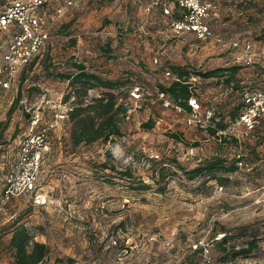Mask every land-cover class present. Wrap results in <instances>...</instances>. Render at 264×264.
I'll return each instance as SVG.
<instances>
[{"label": "rangeland", "instance_id": "374dc122", "mask_svg": "<svg viewBox=\"0 0 264 264\" xmlns=\"http://www.w3.org/2000/svg\"><path fill=\"white\" fill-rule=\"evenodd\" d=\"M10 1L0 0V9ZM64 1L47 0L43 9L48 40L8 88L0 87V197L20 142L31 133V121L38 120L32 133L54 123L46 135L33 190L9 200L0 214V264H14L8 243L19 226L47 246L38 264H197L201 245L208 249L209 264H264V119L251 131L238 124L243 95L264 90V59L255 57L236 73L242 83L234 75L226 84L223 73L221 80L197 79L190 84L201 112L214 111L215 120L207 129L187 126L189 111L163 108L155 82L134 78L111 91L125 96L133 84L144 91L141 107L121 123L120 136L73 146L66 108L103 90H89L84 97L77 94L59 76L69 73L72 63L82 62L89 72L112 78L105 59L111 56V46L127 45L136 57L144 49L142 33L147 50L159 53V65L165 68L160 72H170L173 62L186 63L193 69L189 72L208 71L219 64L218 53L224 54L226 67L235 61L231 48L201 42L190 33L173 34L171 21L181 15L176 0H166L171 13H161L156 24V14L147 22L143 18L142 5L151 0L121 2L126 16H118L115 23L107 16L111 3L118 6L121 0H71V5ZM209 1L217 10L209 19L214 32L226 41L248 38L261 46L264 0ZM156 29L161 39L157 35L156 41L148 40ZM11 35V30L0 33V58ZM220 125L224 129L211 135L209 129ZM190 147L204 159L239 155L241 165L228 174L224 185L205 177L188 179L178 165L189 170L199 164L187 156ZM251 239L255 248L245 257L233 258L232 252Z\"/></svg>", "mask_w": 264, "mask_h": 264}, {"label": "built area", "instance_id": "2783aa9c", "mask_svg": "<svg viewBox=\"0 0 264 264\" xmlns=\"http://www.w3.org/2000/svg\"><path fill=\"white\" fill-rule=\"evenodd\" d=\"M47 0H11L0 9V33L11 30L12 35L8 41L0 61V87L8 88L15 75L39 54L42 46L48 40V20L43 9ZM65 5H71V0H65ZM160 6L164 15H169L170 3L165 0H152L145 11L149 12L153 6ZM177 7L181 10V18L172 22L175 33H190L201 42H214L220 46H228L238 50L236 62L243 66L249 65L255 57L264 59V41L257 55L253 51V43L250 39L223 40L215 35L208 25L209 18L215 14V5L206 0H176ZM166 77L170 75L165 72ZM128 97L123 105L129 112L138 110L143 99L144 91L140 85H132L128 88ZM156 97L165 109L176 112H184L180 105L174 104L163 92L156 90ZM189 112L186 113L187 126H196L207 129L211 127L214 117L212 109L201 112L199 102L194 96L187 99ZM243 111L239 116L238 124L246 131H251L264 119V91L256 90L243 95ZM71 107L66 108V113ZM65 113V114H66ZM62 118L64 116H57ZM38 123L37 119L31 121V129L27 136L20 142L14 167L5 175L2 194L0 197V214L6 203L33 190L41 168L42 151L46 143L48 130L54 126L50 123L39 131L32 133L33 127ZM187 156L193 157L196 163L202 161V156L197 154L195 147L186 151ZM237 165H241L239 155L236 156ZM196 247V246H194ZM202 258L197 264H209L208 249L203 245Z\"/></svg>", "mask_w": 264, "mask_h": 264}, {"label": "trees", "instance_id": "16d2710c", "mask_svg": "<svg viewBox=\"0 0 264 264\" xmlns=\"http://www.w3.org/2000/svg\"><path fill=\"white\" fill-rule=\"evenodd\" d=\"M155 8L161 9L159 5L153 6L149 12ZM180 18L172 20L171 23L178 21ZM227 48L230 47L227 46ZM231 49L233 52H238L237 49ZM170 69L173 70V74L177 77L176 80L167 87L159 86L157 90L165 93L174 104L180 105L183 111L187 112L189 111L187 99L192 94L188 80L190 75L201 79L216 77L218 81V78H221L223 73H226L227 76H225L223 82L229 84L239 66L215 68L205 72H189L184 66H171ZM59 76L61 79L67 80L74 87L76 93L83 95V97L89 90H103L99 96L89 98L86 101H83L84 98L77 99L78 102L76 101L71 107L68 113V120L71 123L69 131V143L71 145L78 146L79 144H90L97 141L108 142L112 138L120 136V125L129 118V115L127 117L126 107L123 105L128 97V89L124 93L125 96H119L121 95L119 92L111 91L120 86L121 82L102 78L96 73L89 72L82 62L72 63L70 72ZM129 80L131 79L129 78ZM121 85H125V83ZM144 127L148 129L150 124H146ZM222 129L224 128L220 125L218 129H209V131L211 135H214ZM171 137L176 142L177 137L174 134ZM202 161L189 170H185L179 165L178 168L188 175V179L205 177L206 181H215L220 185H224L228 181L229 173H234L238 170L236 158L228 160V158L216 155L206 159L202 158ZM143 187L148 188V185L144 184ZM8 244L14 250V264H38L47 253V246L44 243L32 240L30 234L23 226L14 228ZM245 245L232 252L233 258L236 256H247L255 248L254 239L248 240Z\"/></svg>", "mask_w": 264, "mask_h": 264}, {"label": "crops", "instance_id": "0c3cea01", "mask_svg": "<svg viewBox=\"0 0 264 264\" xmlns=\"http://www.w3.org/2000/svg\"><path fill=\"white\" fill-rule=\"evenodd\" d=\"M126 0H121L120 1V4L121 2H125ZM152 1V0H151ZM150 1V2H151ZM206 1H209V0H206ZM149 2V3H150ZM211 2V1H210ZM117 2H114L111 3V9H110V14L109 16H107L108 19L110 20H114L113 22H117L116 20L118 19V16L119 17H123V16H126L125 11L123 13V10H125V6L123 7L122 4L121 5H118L116 4ZM147 2L143 3L142 6H148L149 4H147ZM213 3V2H212ZM117 6V7H116ZM122 7V8H121ZM119 9L121 11H119ZM145 9V8H144ZM156 10H158L159 12L155 13L154 11H151V12H144L145 15L143 16V18H145V21L147 22L149 19L151 20V18L153 17L154 14L155 17H154V20H155V24L156 23H159L161 20H162V14H161V9L159 8H155ZM145 11V10H144ZM217 10H215V14L214 16L217 15L216 13ZM120 13V15H119ZM213 16V15H212ZM211 16V17H212ZM213 18V17H212ZM210 19V18H209ZM145 24V22H144ZM224 25V22L222 23ZM208 25L209 27L211 28V25L209 24V20H208ZM211 30L213 31V29L211 28ZM159 30L156 29L154 31H151V36L150 38H148V40H153V41H156L159 37L158 34L156 33H159L158 32ZM120 33V32H118ZM213 33L219 37H221L223 40H225V38L221 35H219L218 33L214 32ZM173 34H175L174 30H173ZM117 35V34H116ZM158 35L157 38H155L156 36ZM123 37V35H122ZM121 36H118L119 39H124L122 38ZM142 38H143V52L141 50L138 51V54L136 57H134L133 53H131L130 55V50H129V46L125 45L123 46L121 49H114L113 46H111V53L109 52V54L111 56L106 57L105 59H107V62H109V68H107V75L108 77H112V78H107V79H110V80H113V81H117V82H123V81H126L127 79H134V78H137L138 80L140 81H148V80H152L155 82V85H157L158 87L159 86H163V87H167L171 82H173L174 80H176V76L175 74H173V70L170 69L171 66H184L186 67L188 70H193L192 68L188 67L186 65V63H182V62H173V64H170L169 66V69H170V76L169 77H164V70L162 72L160 68H163L159 65V53H156V52H149V50H147L148 48L145 46L147 44L146 40H147V37L145 36V33L143 34L142 33ZM161 39V37H159ZM115 39L111 38V42H113ZM112 44V43H111ZM258 45H260V43H257ZM217 45V44H216ZM217 46H220V45H217ZM221 47V46H220ZM225 47V46H224ZM227 48V46L225 47ZM5 50V49H4ZM261 50V46H258L256 47V43H253V51L254 53H257L256 56H258L259 52ZM151 51V50H150ZM205 51V50H204ZM237 53L238 52H233L232 53V56H233V59L235 61L234 65H238L239 66V69L237 70L236 73H241L242 70H244L243 68L245 66H243L242 64L236 62L235 58L237 56ZM108 54V55H109ZM161 55V54H160ZM218 55V62L219 64L217 66H215V68H225L226 67V64H225V58H224V54H217ZM133 56V60H131V57ZM260 58H258L259 60ZM0 61H1V58H0ZM173 61H175V59H173ZM179 61V60H178ZM198 61V60H197ZM208 61V60H207ZM206 61V62H207ZM158 62V64H156ZM203 63L202 67H205V63ZM156 64V65H154ZM137 65V66H136ZM159 65V66H158ZM186 65V66H185ZM154 66V67H153ZM194 66V65H193ZM201 67V68H202ZM149 68H153V70H150ZM214 67L212 69H215ZM100 69V68H99ZM165 69V68H163ZM212 69H208V70H212ZM102 70V68H101ZM132 71H137L138 74H135L133 75L131 72ZM202 72H205V70H202ZM235 73V77L239 78V83H242L243 82V79L240 78L242 76H238L237 74ZM135 76V77H134ZM236 78V79H237ZM201 80V78H197L196 76L194 75H190L189 77V82L190 84H193V82L195 81H199ZM219 80H221V78H218ZM164 80H167L164 82ZM154 82H151V83H154ZM150 83V82H149ZM148 84V83H147ZM192 92V91H191ZM191 96H193V94H191ZM203 151V149H201Z\"/></svg>", "mask_w": 264, "mask_h": 264}]
</instances>
